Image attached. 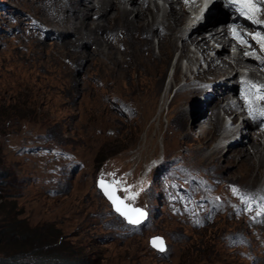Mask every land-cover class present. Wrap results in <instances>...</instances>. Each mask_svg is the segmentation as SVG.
Instances as JSON below:
<instances>
[{
  "label": "rangeland",
  "instance_id": "rangeland-1",
  "mask_svg": "<svg viewBox=\"0 0 264 264\" xmlns=\"http://www.w3.org/2000/svg\"><path fill=\"white\" fill-rule=\"evenodd\" d=\"M45 4L46 0H0V113L6 115L0 130V170L6 185L2 208L27 223L34 237L58 236L54 245L43 248L45 252L90 258L91 264H264V219L234 203L233 189H244V180H238L242 176L238 166L230 165L229 148L221 152L225 160L195 164V146L188 143L180 149L175 132H167L164 139V130L152 133L155 151L148 154L147 131L134 125L116 101L112 117L98 113L97 91L104 90L105 98L109 86L96 78L107 74L91 60L61 61V56L72 57L74 48L65 41L74 36L62 33L61 38L53 29L41 38L34 31L33 18L46 14ZM232 7L236 13L237 5ZM221 12L219 27L238 24L228 19L233 14L224 5ZM253 26L243 25L254 38ZM177 59L178 55L173 57L165 83L175 72ZM208 67L203 62L201 69ZM229 81L223 89L214 81L192 99L195 118L218 100L211 98L235 88ZM121 87L128 92L127 85ZM252 92L257 98V90ZM225 96L223 107L237 105L225 123L235 119L239 126L244 119L254 121L240 95ZM240 112L247 114L236 117ZM223 136L220 131L216 138ZM231 141L232 150H237L249 139L242 132L224 144ZM100 180L119 181V195L128 205L145 210L146 220L128 223L99 188ZM154 236L164 238V252L151 246ZM4 238L2 246L15 249L13 239Z\"/></svg>",
  "mask_w": 264,
  "mask_h": 264
},
{
  "label": "bare ground",
  "instance_id": "bare-ground-1",
  "mask_svg": "<svg viewBox=\"0 0 264 264\" xmlns=\"http://www.w3.org/2000/svg\"><path fill=\"white\" fill-rule=\"evenodd\" d=\"M159 1L46 0V14L35 16L32 28L41 38L53 29L61 38L64 37L62 33L74 36V40L65 41V45L74 48V52L70 51L72 57L61 56V61L72 64L78 60H91L107 74L96 78L98 83L109 86L105 98L104 90L97 91L98 113L112 117L116 109L112 102L116 101L134 125L147 131L148 154L155 151L156 139L152 133L164 130H167L164 139L167 132H175L180 149L188 143L195 146V164L225 160L221 152L223 148H229L230 165L238 166L242 173L238 180H249V184L241 182L244 189H237L234 203L251 216L264 219V125H259L264 122V116L260 114L264 110V100L256 98L251 87L256 84L264 90V77L260 75L261 72L264 75V47L248 36L243 27L255 25L251 31L255 35H264V12L254 17L260 23H250L239 11L235 13L228 0L220 4L215 0L212 12L202 24L193 22L190 11L177 8L183 5L182 1L162 0L163 4ZM221 5L233 14L228 19L238 24L219 27ZM232 28H236L246 43L241 44L234 38ZM154 38L158 41L154 42ZM82 46L92 47V50L82 51ZM176 55L175 72L165 83ZM181 59L185 60V65L180 63ZM203 62L209 63L208 69H201ZM190 74L195 80H191ZM182 78L186 79L184 83H180ZM196 80L206 84L197 85ZM228 80L234 81L235 88L228 87L221 95L211 98L209 101L218 100L211 107H203L200 116L195 118L190 104L192 99L209 90L212 82H216V88L223 89L222 84ZM123 84L127 85L128 92L123 91ZM176 86H179L177 93L171 98ZM228 93L240 95L253 122L244 119L238 126L233 119L230 125L228 121L225 123L226 117L230 118L237 107L233 103H229V107L222 106L221 101ZM222 107L223 115L219 113ZM246 112H240L236 117ZM220 131L224 132L221 139L216 138ZM242 132L249 139L248 144L242 142V148L237 150H232L234 141L224 144L228 137H236ZM257 182L258 186H255Z\"/></svg>",
  "mask_w": 264,
  "mask_h": 264
},
{
  "label": "trees",
  "instance_id": "trees-1",
  "mask_svg": "<svg viewBox=\"0 0 264 264\" xmlns=\"http://www.w3.org/2000/svg\"><path fill=\"white\" fill-rule=\"evenodd\" d=\"M5 116L4 113H0V130ZM3 175L4 173L0 170V264H91L93 262L86 257L72 256L70 259L62 257L57 250L50 253L45 252L43 248L54 245L58 236L52 234L48 237H34L35 233L27 223H23L20 219L17 220V216L2 208L5 202L3 187H6L3 184ZM3 236L13 239L11 246L15 249L7 250L2 246L6 241ZM15 239H21V241L15 242Z\"/></svg>",
  "mask_w": 264,
  "mask_h": 264
},
{
  "label": "snow or ice",
  "instance_id": "snow-or-ice-1",
  "mask_svg": "<svg viewBox=\"0 0 264 264\" xmlns=\"http://www.w3.org/2000/svg\"><path fill=\"white\" fill-rule=\"evenodd\" d=\"M228 2L232 5H238L237 11H239L242 16L253 20L254 23H260V21L255 20L254 17L258 13L264 12V0H228ZM232 34L235 39L240 41L241 44L246 43L236 31V28H232ZM254 39L259 40L261 42V46L264 47V35H260L258 33ZM251 87L257 90V98L264 100V94H259L261 86L252 84ZM260 114L264 116V110H261ZM119 184V181H114L112 184H106L104 180L99 181V187L104 192V195L107 196V198L111 201L115 211L123 216L128 221V223L139 224L141 219L146 217L147 213L142 209L129 208L128 205L124 204L123 200L115 195L116 186ZM233 192L236 193L237 189L234 188ZM134 198L135 197H133V199ZM150 243L153 248L158 249L160 252L165 251V245L162 238H153Z\"/></svg>",
  "mask_w": 264,
  "mask_h": 264
},
{
  "label": "water",
  "instance_id": "water-1",
  "mask_svg": "<svg viewBox=\"0 0 264 264\" xmlns=\"http://www.w3.org/2000/svg\"><path fill=\"white\" fill-rule=\"evenodd\" d=\"M104 181H105L106 184H112L111 182H109V181H107V180H104ZM98 186H99V183H98ZM99 188H100V187H99ZM115 195L118 196L121 200H123V201H124V204H126L125 200L119 195V192H118L117 187H116ZM106 197H107V196H106ZM126 205H127V204H126ZM113 207H114V206H113ZM128 207H129V208L140 209V208L133 207V206H131V205H128ZM143 211L146 212L145 210H143ZM132 215H134V214H132ZM146 218H147V215H146V217H144L143 219H141L140 223H141L142 221H144ZM140 223H139V224H140ZM157 237L163 239V241H164V245H165V249H166V243H165L164 238L161 237V236H156V237H153V238H157ZM153 238H152V239H153ZM152 239H151V241H152ZM157 250H158V249H157Z\"/></svg>",
  "mask_w": 264,
  "mask_h": 264
},
{
  "label": "clouds",
  "instance_id": "clouds-1",
  "mask_svg": "<svg viewBox=\"0 0 264 264\" xmlns=\"http://www.w3.org/2000/svg\"><path fill=\"white\" fill-rule=\"evenodd\" d=\"M145 220H146V219H145ZM154 237H156V236H154ZM152 238H153V237H152ZM152 238H151V239H152ZM151 239H150V242H151ZM150 244H151V243H150ZM151 246H152V245H151ZM154 249H155V248H154ZM156 250H157V249H156ZM158 251H159V250H158ZM159 252H160V251H159Z\"/></svg>",
  "mask_w": 264,
  "mask_h": 264
}]
</instances>
